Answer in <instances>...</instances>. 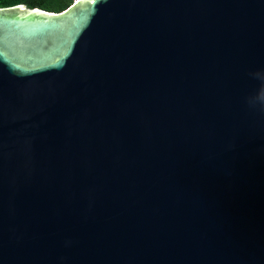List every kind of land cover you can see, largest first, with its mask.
Returning <instances> with one entry per match:
<instances>
[{
    "label": "water",
    "instance_id": "95a60500",
    "mask_svg": "<svg viewBox=\"0 0 264 264\" xmlns=\"http://www.w3.org/2000/svg\"><path fill=\"white\" fill-rule=\"evenodd\" d=\"M264 0L0 7V264H264Z\"/></svg>",
    "mask_w": 264,
    "mask_h": 264
},
{
    "label": "trees",
    "instance_id": "16d2710c",
    "mask_svg": "<svg viewBox=\"0 0 264 264\" xmlns=\"http://www.w3.org/2000/svg\"><path fill=\"white\" fill-rule=\"evenodd\" d=\"M75 0H0V7L26 4L30 8L39 7L44 10L61 12L73 4Z\"/></svg>",
    "mask_w": 264,
    "mask_h": 264
},
{
    "label": "clouds",
    "instance_id": "9594fccd",
    "mask_svg": "<svg viewBox=\"0 0 264 264\" xmlns=\"http://www.w3.org/2000/svg\"><path fill=\"white\" fill-rule=\"evenodd\" d=\"M250 106H256L257 104L259 107L264 110V94L258 96L257 98H250L248 101Z\"/></svg>",
    "mask_w": 264,
    "mask_h": 264
}]
</instances>
